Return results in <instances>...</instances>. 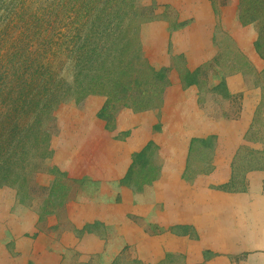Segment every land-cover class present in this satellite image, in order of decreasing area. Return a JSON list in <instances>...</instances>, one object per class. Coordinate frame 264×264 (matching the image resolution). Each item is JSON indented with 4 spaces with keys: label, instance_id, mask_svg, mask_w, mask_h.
<instances>
[{
    "label": "crops",
    "instance_id": "1",
    "mask_svg": "<svg viewBox=\"0 0 264 264\" xmlns=\"http://www.w3.org/2000/svg\"><path fill=\"white\" fill-rule=\"evenodd\" d=\"M170 1L201 11L194 25L232 22V0ZM184 38V56L198 59L191 76L216 51L203 33ZM253 41L243 53L259 65ZM208 73L171 72L160 106L111 122L105 97L60 107L44 162L55 173L34 179L64 192L31 205L0 193L1 263L264 264V142L247 139L256 115L264 119L261 89L239 70Z\"/></svg>",
    "mask_w": 264,
    "mask_h": 264
},
{
    "label": "trees",
    "instance_id": "2",
    "mask_svg": "<svg viewBox=\"0 0 264 264\" xmlns=\"http://www.w3.org/2000/svg\"><path fill=\"white\" fill-rule=\"evenodd\" d=\"M97 3L78 9L80 22L63 24L57 20L56 28L51 26L58 38L71 34L66 49L61 51L58 42L49 46L42 42L35 59L13 51L8 56L9 60L18 57L16 64L2 65L0 74L8 79L4 81L7 89L0 88V185L23 181L44 160L42 152L47 150L50 138L46 122L62 103L102 95L106 97L104 111L114 112L122 108L141 112L162 103L170 85L166 70L129 53V45H114L120 33L132 34L133 26L125 25L121 18L128 17L130 7L120 9L102 0ZM242 4L241 19L249 15L247 22H263L256 51L264 59V0H242ZM73 14L69 11L66 20L69 16L75 19ZM101 34L107 37L106 42ZM52 46L58 49L56 55L42 52ZM32 63L35 70L29 69ZM65 67L73 74L69 86L60 77Z\"/></svg>",
    "mask_w": 264,
    "mask_h": 264
},
{
    "label": "rangeland",
    "instance_id": "3",
    "mask_svg": "<svg viewBox=\"0 0 264 264\" xmlns=\"http://www.w3.org/2000/svg\"><path fill=\"white\" fill-rule=\"evenodd\" d=\"M102 1L107 3L112 2L116 5L115 7L120 9L130 7L128 17L121 18H123L125 25L129 24L133 26L132 34L126 35L125 33H120L117 35L114 45H118V48H122L124 44L129 45L130 50H132L129 53L141 55L148 59V64L156 68H164L169 82L171 72L177 73L183 80L190 77V80L204 81L209 75L208 72L213 67L219 70L223 69V71H227L230 74L239 70L244 73L246 80L260 87V105L262 107L264 106V59L256 51V43L260 36L263 22L262 20L247 22L246 18L249 15L243 19L240 18L243 11L241 5H244L242 4V0H232V10L225 13L227 18H232V22L229 25L225 26L216 22L215 25L207 27L193 24L201 11L193 7L185 9L183 6L180 7V4L171 3L170 0ZM215 1H218L222 6L228 0ZM97 2L98 0H0V73L3 71L2 65L8 64L10 66L16 64L18 61V57L9 60L8 55L13 51L18 56L28 54L30 58L35 59L42 42L46 46L58 42L61 51L66 49L71 34L67 33L63 38H58L57 32H54L55 29H51V26L53 25L56 28L57 20L63 24H75L76 21L80 22L77 13L79 11L78 9L84 8L82 6H89L87 8L94 7L98 5ZM126 4L127 6H125ZM69 11L74 12L75 19H70L69 16L66 20V15ZM212 13L216 20L217 16H220L221 10L216 7V9H212ZM137 25L139 26L136 27ZM202 33L208 36L209 41L207 43L213 45L216 56L208 58L206 63H197L202 65L198 69L199 71L189 76L190 69L192 70L196 67L195 65L198 59L193 57L187 59L184 56L182 51H186L189 48L188 40H185L184 37L188 38V34L200 35ZM247 37L253 38V49L260 60H262V64L253 65L246 60L243 50ZM100 38L105 39V42L107 41V37L102 34ZM46 50L48 55H51V53L56 55L58 53L57 47L55 48L54 46L51 48H43L42 52ZM53 60L55 62L57 59L53 56ZM34 67L36 65L33 66L32 63L29 69L35 70ZM4 75L0 74V88L7 89V84L4 81L8 78H5ZM72 75V70H68L65 67L60 77H64L69 86L72 84ZM92 96L104 97L102 95H90L88 97ZM87 98L81 102L68 100L52 112L51 120L49 119L46 122V127L50 131V138L47 150L42 152L43 157H45L44 160L39 162L33 171L28 172L26 179L23 181L19 179L14 184H1L0 193H4V195L9 194L14 200L25 205H31L33 200L38 197L40 200L42 198L45 199L49 194L55 193L56 195L62 196L64 192L62 186L54 185L52 188L41 187L36 185L34 178L41 172L55 173L44 162H46L51 153L50 142L58 130L57 111L60 107L70 104L75 105L79 109L83 108ZM120 110L124 109L122 108ZM103 111L101 115L108 122H111L118 112H114L112 109ZM253 123L254 127H252L247 139L253 142L258 140L264 142V119H262L261 113L256 115ZM151 166L156 168L153 164ZM132 181L134 182L133 179ZM57 204L53 202V206ZM1 210L2 208H0V215ZM206 254L204 253V256ZM176 263H178V258L174 259L170 256L167 264ZM0 264H2L1 260Z\"/></svg>",
    "mask_w": 264,
    "mask_h": 264
},
{
    "label": "bare ground",
    "instance_id": "4",
    "mask_svg": "<svg viewBox=\"0 0 264 264\" xmlns=\"http://www.w3.org/2000/svg\"><path fill=\"white\" fill-rule=\"evenodd\" d=\"M179 108V107H178ZM187 109V108H186ZM182 110V109H181ZM134 138V137H133ZM231 142V141H230ZM168 157V156H167ZM165 197V196H164ZM177 216V215H176Z\"/></svg>",
    "mask_w": 264,
    "mask_h": 264
}]
</instances>
